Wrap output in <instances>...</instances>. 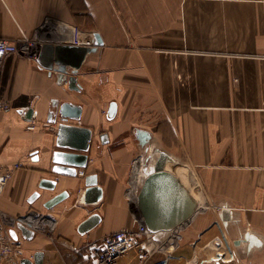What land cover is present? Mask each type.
<instances>
[{
    "label": "crops",
    "instance_id": "crops-1",
    "mask_svg": "<svg viewBox=\"0 0 264 264\" xmlns=\"http://www.w3.org/2000/svg\"><path fill=\"white\" fill-rule=\"evenodd\" d=\"M76 29L92 41L99 33L104 46L71 87L37 59L45 45H72ZM2 38L32 46L0 68V100L10 105L0 112V163H22L0 193V211L8 219L34 211L55 224L33 240L15 227L22 253L5 264L37 253L42 264H92L81 256L88 242L136 230L125 190L142 156L140 129L166 166L178 161L185 172L163 171L197 205L164 240L155 235L176 241L174 249L144 264H264V0H0ZM61 116L93 132L88 165L75 176L55 170L57 153L84 154L71 136L59 142ZM94 175L102 194L86 199ZM164 185L157 203L169 208H158L166 211L158 219L187 203ZM64 192L67 199L45 206ZM116 264H139L137 254Z\"/></svg>",
    "mask_w": 264,
    "mask_h": 264
},
{
    "label": "water",
    "instance_id": "water-1",
    "mask_svg": "<svg viewBox=\"0 0 264 264\" xmlns=\"http://www.w3.org/2000/svg\"><path fill=\"white\" fill-rule=\"evenodd\" d=\"M104 46V41L99 33H95L92 41V46H77V45H45L43 46L40 57L37 59V62L40 66L45 69L56 72L59 83H63L68 79L71 87L76 84L80 69L87 61L88 57L92 54H96L100 51V48ZM32 112L28 115L31 118ZM32 120V119H31ZM51 122L54 124L58 123V119L54 118L52 115L50 117ZM62 123L58 124V138L59 142L64 136H71L73 141L79 142V146L75 149L83 152L84 154H75V153H57L56 156L59 157L58 164L55 169L57 173H62L65 175H77L78 172L74 168H86L88 165V155L86 154L90 147L93 137V132L89 128L79 127L75 125H67L65 119L61 116L59 120ZM137 140L142 149L141 155L144 157L143 162V173L145 175V180L139 196V209L141 216L147 226V228L155 235L157 239L164 240L168 233L180 225L184 224L189 220L196 211L197 205L190 196L182 190H180L176 184V180L172 175L168 174L163 170H154L150 171V164L152 163L153 158L156 155H162L164 152L160 147L151 146V134L144 130H137ZM106 134L102 135L101 140H106ZM56 159V157H55ZM68 166V167H63ZM97 176H91L87 178V189H86V199L89 196V193L92 191H99L102 194L101 188L97 186ZM164 183H168L174 189L179 190L182 196L187 200V203L184 204V207L178 213H172L171 218L161 219L156 215L166 214L165 212L160 213L156 210L160 207L169 208V204L165 207L164 204L160 205L157 203L158 200H164L165 194L162 192L164 190ZM53 185V186H52ZM51 186L54 189L56 182H51ZM69 196L68 192L61 193L53 197L50 201L46 203V207L51 209L61 203L63 200L67 199ZM100 198V197H99ZM97 198L96 200L98 201ZM96 201V202H97ZM222 214L228 215L230 212L229 206H223ZM95 220H100L99 217ZM91 224L89 221L84 225ZM93 224V223H92ZM22 236L27 240H33L35 232L28 229L23 225L18 226ZM14 239H18L17 233L15 231L10 232ZM43 254L37 253L35 255L34 261L29 259H23L20 264H42L43 263Z\"/></svg>",
    "mask_w": 264,
    "mask_h": 264
},
{
    "label": "built area",
    "instance_id": "built-area-1",
    "mask_svg": "<svg viewBox=\"0 0 264 264\" xmlns=\"http://www.w3.org/2000/svg\"><path fill=\"white\" fill-rule=\"evenodd\" d=\"M72 45L92 46V40L85 37L81 31L76 29L75 36L71 40ZM32 45H24L20 47L10 42L8 39H0V68L7 55L22 52L29 54ZM10 109V105L0 100V112H6ZM29 129H34V125H30ZM144 162L143 156L138 157L130 170L127 187L125 190V199L132 212L134 222L137 226L136 230L123 229L107 235L105 238L97 241H90L81 251L82 259L92 264H116L120 257L128 255L132 252L137 254L139 264H144L155 254L164 251L170 247L174 249L177 243L166 241H158L146 226L139 211V195L142 189L143 171L141 165ZM140 163V164H139ZM22 167V163H15L10 166H4L0 163V193L11 181L14 173ZM80 175H84L83 172ZM23 225L30 230L54 229V222L48 217L38 215L34 211H30L24 216L8 219L0 211V264L15 262L22 253V245L19 240L11 236L14 228Z\"/></svg>",
    "mask_w": 264,
    "mask_h": 264
},
{
    "label": "bare ground",
    "instance_id": "bare-ground-1",
    "mask_svg": "<svg viewBox=\"0 0 264 264\" xmlns=\"http://www.w3.org/2000/svg\"><path fill=\"white\" fill-rule=\"evenodd\" d=\"M159 157L158 155H156L153 160L152 163L150 164V171H154V170H167L166 168H168V170L170 169V172L174 175H178L180 173H183L185 171H183V168L180 166V164L178 163V161L173 160L172 162H170L168 164L167 160V166H162L161 164L158 163ZM140 164V163H139ZM170 166V167H169ZM141 171H144L143 169V163L141 165ZM143 179L145 180V175L143 173ZM144 180L142 181V184L144 182ZM127 187V186H126Z\"/></svg>",
    "mask_w": 264,
    "mask_h": 264
},
{
    "label": "rangeland",
    "instance_id": "rangeland-1",
    "mask_svg": "<svg viewBox=\"0 0 264 264\" xmlns=\"http://www.w3.org/2000/svg\"><path fill=\"white\" fill-rule=\"evenodd\" d=\"M158 163L161 164L162 166L165 165V161L163 159L162 160H158ZM168 164H169V162H168Z\"/></svg>",
    "mask_w": 264,
    "mask_h": 264
}]
</instances>
